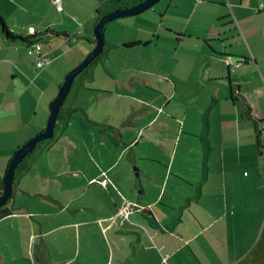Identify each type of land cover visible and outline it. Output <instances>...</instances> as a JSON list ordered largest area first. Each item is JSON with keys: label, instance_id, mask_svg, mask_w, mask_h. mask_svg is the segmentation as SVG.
<instances>
[{"label": "crops", "instance_id": "0c3cea01", "mask_svg": "<svg viewBox=\"0 0 264 264\" xmlns=\"http://www.w3.org/2000/svg\"><path fill=\"white\" fill-rule=\"evenodd\" d=\"M38 1L54 10L53 0H49L51 5L46 0ZM205 1H208L207 5H200ZM102 2L96 3L93 11L85 10L88 18L83 27L92 15H97L96 10ZM30 3L28 0H0V13L6 16L8 28L22 36L31 35V30L40 33L43 31L38 29L50 28L47 34L37 37L42 38L43 44L54 36H62L63 32L56 30L54 22H35ZM162 4L165 7L152 9L153 6L143 11L148 13L145 20L151 19L149 29L143 35L132 32L117 36L111 29L105 37L109 43L118 45L114 49L125 59L129 58V49L134 46H159L160 32L174 38L175 48L171 55H162L160 64L150 56L145 59L150 65L147 74L152 78L148 89L166 100L160 105L166 104L173 95L177 107L192 112H176L170 118H162L167 120L158 125L162 133L148 138V142L155 143V150L165 153L162 157L171 159V152H180L186 158L194 156L192 162L196 168L188 171L193 175L190 185L195 182L194 190L185 194L182 184L177 188L163 182L157 197L146 200L142 186L135 203L146 208L134 211L139 214L138 220L133 218L137 223H129L132 213L128 219L121 220L118 212L124 201L120 202L111 194L109 201H94L97 211L87 207L90 203L82 206V210L94 213L85 219L81 214L74 217L81 208L70 209L65 199L56 196H51L54 200L44 198L53 203L48 204L49 212L43 210L44 204L39 207L40 211L34 212L27 204L16 206L14 200L15 209L7 216L0 214V223L6 220L9 227L15 228L19 227L17 219L23 218L25 222L35 224L34 216L39 214L41 220L37 222L41 230L38 236L42 238L55 230L48 222V215L65 212L64 218L59 216L60 223L56 227L62 226L66 230L63 238L69 246L60 252L41 247V253L35 255L29 244L31 261L24 263L23 258L11 259L10 264H239L256 245L264 231V0H196L195 3L192 0H167ZM210 6L217 8L206 23L198 12L202 14ZM66 7L61 0L62 10ZM169 9L173 12L169 13ZM154 12L160 13V22L151 18ZM195 15H198L197 19ZM15 45L18 44L7 41L0 33V175L6 171L19 145L40 131L23 126L16 119L18 114L6 112L13 108L6 107L5 101L1 100L6 88L16 87L17 72L10 58H6L8 46ZM44 51L49 56L51 51ZM110 52L106 60L109 75L105 74L114 81L117 73L108 66L109 61L111 67L113 64ZM233 62L240 64L237 66ZM182 63L194 66L193 70L183 72ZM6 64H9L8 68ZM201 66H204V72L199 74ZM57 92L58 88L52 86V100ZM206 94L207 97H203ZM181 99L184 102L179 101ZM184 103L191 105L184 106ZM156 107L153 105V109ZM47 116L45 114V119ZM148 116L150 122L159 119L152 114ZM118 133L119 138L121 134ZM159 135V142L170 143V155L166 154L164 144L156 146ZM12 136L15 140L5 143ZM64 142L68 141L65 139ZM204 142L209 146L207 154ZM112 145L120 147L121 144ZM49 150H56V146ZM192 162L189 160L188 163ZM98 180L101 183L96 182L94 191L104 190L103 194L107 192L108 195L115 187L112 182L104 186L103 181ZM115 182L118 185V181ZM172 203H176L177 208ZM157 205L162 208L157 209ZM119 221L128 228L113 230ZM43 226L49 229H42ZM19 233L22 232L19 230ZM109 233L124 235L114 241ZM0 264H6L5 259H0Z\"/></svg>", "mask_w": 264, "mask_h": 264}, {"label": "rangeland", "instance_id": "374dc122", "mask_svg": "<svg viewBox=\"0 0 264 264\" xmlns=\"http://www.w3.org/2000/svg\"><path fill=\"white\" fill-rule=\"evenodd\" d=\"M28 1L31 2L30 7L36 23L42 21L43 23L54 22V25L57 26L56 30L63 33L62 36H54L50 41L42 43L43 51H51L50 56L54 62L41 68L31 63L34 58L28 54V48L25 45L18 44L11 46V48L8 46L6 58H10V63L17 72V81L15 88L5 89V95L1 100L5 101L6 107L13 108L7 109L6 112L18 114L19 119L18 116L16 119L20 120L23 126L39 130L46 125L45 122L48 116L45 119V114H49V104L52 100L51 87L54 86L57 90L67 72L77 65L95 46L94 22H97L99 17L98 15H92L86 26L83 27L88 18V15H85V10L93 11L96 3L99 4L105 0H76L75 2L64 0L67 7L62 10L61 6L55 4L56 7L54 6L53 11L47 9V5L38 0ZM46 1L48 5H51L49 0ZM166 1L159 0L152 9L165 7V4L162 3ZM195 2L196 0H192V3ZM207 4L208 1L200 3V5ZM210 7L202 11L204 16L201 12H198L199 17L206 23L214 16L217 8ZM161 11L163 13L165 8ZM172 12L173 10L169 9V13ZM147 15L148 13L141 12L138 15L112 20L105 27V35H109L111 29L117 36L132 32L143 35L148 31L151 21L150 18L145 20ZM194 17L197 19L198 15ZM151 18L160 22V13H152ZM168 18L173 19L172 17ZM8 25L11 26V23H8ZM45 29L46 27H43L38 31H44ZM160 34L159 46L152 45L149 48L145 45H133L134 47L129 49L131 51L128 59L119 56L121 54L118 50H111L113 64L111 67L109 61L108 66L117 73V78L114 81L105 74L100 66L95 67V79L85 87H79L82 77L77 76L74 81L75 86L72 89L71 96H69L73 99L74 106L86 110L92 120L116 126V130L121 134L119 136L120 147H115L101 138L95 127L89 131H84L75 120H71L70 125L63 132L61 142L57 143L56 150L44 149L38 162L32 165L23 176L15 180L17 189L13 199L16 206L27 204L32 211L38 212L40 211L39 207L44 204L43 210L49 212L50 206L48 204L53 203H49L47 199H44L46 198L44 195L48 194L65 199L70 209L81 208L76 211L74 217L78 218L81 214V218L85 219L94 213L93 211L90 213V211L82 210V206L90 203L91 205L87 207L97 211L98 208L94 201L102 200L105 202L110 194L111 196L115 195L114 197L120 202L124 200L134 201L135 206L143 211L146 206L135 203L139 198L138 193L141 191L142 186L145 189L146 200H153L157 197L163 182L174 184L177 188L182 184L184 193L194 190L195 182L192 186L190 185L193 182L191 181L193 175L188 173V171L196 168L192 162L195 160L194 156L186 158L185 155L181 156L180 152L177 154L172 153L171 145H168L170 143L159 142V135L156 146L164 144L163 146L167 149L166 154L170 155L171 152L172 155L171 159L162 157L165 153L162 154V150L161 152L155 150V143L148 142V138H154V136L162 133L158 130V125L162 121H167L162 118H170L176 112L181 114L192 112L191 109L187 111L185 107H177L175 104L177 101H175L173 95L169 97L166 104L160 105L161 101L165 102L166 100H163L160 94L148 89L152 78L147 74L150 65L147 64L145 59L150 56L156 60L157 64H160L163 60L162 55H171L172 50L175 48L174 38L167 36L164 32H160ZM119 50L122 51V49ZM6 66L8 68L9 64H6ZM182 66L183 72L193 70L194 67L184 63H182ZM198 72L202 74L204 66H201ZM151 97L153 98L151 99ZM203 97H207V94ZM179 101H182V99ZM153 105L157 107L153 109ZM190 105L184 103V106L190 107ZM148 114L158 116L159 119L150 122ZM144 122L146 124L150 123V125L147 126ZM60 126L61 124L58 125L57 132H60ZM65 139L68 142H64ZM14 140L15 136H12L6 139L5 143ZM131 140L134 141L129 145ZM123 145L125 146L124 149H122ZM158 153H161V155L159 156ZM189 160L192 162L191 164L188 163ZM110 164H114L113 167H110ZM98 172L101 173L97 175ZM98 179L103 181L104 186L108 182L115 184V187L108 191V195L107 192L103 194L104 190L94 191L96 182H99ZM115 181H118V185ZM89 185L92 186L89 188ZM178 191L180 190L178 189ZM27 192L32 195H28ZM71 200H74L75 203H72ZM172 204L176 206L174 208H177L176 203ZM161 208L160 205H157V209ZM163 209L165 211L169 210V213L172 212L170 209L164 207ZM64 213L62 215L59 213L48 215V222H51V226H54L55 230L49 236L42 238L38 236L41 230L38 223L41 220L39 214L34 216L35 224L25 222L23 218L17 219L19 227L15 228L9 227L6 220L2 221L0 223L1 261L5 259L6 264H10L11 259L18 261L23 258L24 263H29L32 259L28 250L29 244L35 255L41 253V247L50 249L52 252H60L62 249L67 250L69 242L63 238L66 230L62 226L56 227L60 223L59 216L64 218ZM137 215L139 214L132 211L129 223H137ZM119 217L122 220V216ZM125 228H128L127 225L120 222L114 226L113 230ZM42 229L48 230L49 227L43 226ZM91 229H93V226ZM19 230L22 233H19ZM123 235L117 233L110 236L112 240L116 241L118 236ZM124 239L126 240L125 237ZM41 243L44 246L40 245ZM96 264H99V262Z\"/></svg>", "mask_w": 264, "mask_h": 264}, {"label": "trees", "instance_id": "16d2710c", "mask_svg": "<svg viewBox=\"0 0 264 264\" xmlns=\"http://www.w3.org/2000/svg\"><path fill=\"white\" fill-rule=\"evenodd\" d=\"M141 0H107L103 1L98 10H96L98 17H100L102 14L114 10L116 8H122L125 6H130L133 5ZM50 31V28L46 29L43 32H35L31 33L29 36H22L19 34H16L12 32L5 21V18L3 15L0 13V33L2 36L10 42H15L17 44H22L26 45V47H30L33 44H40L41 45V50L44 54L48 56L47 53L43 51V46H42V38H37L40 35L47 34ZM47 42V41H46ZM134 44H126V46H132ZM118 45L114 43H109L106 41V45L104 47L103 52H101L78 76L82 77V80L80 82V88L85 87L87 84L91 83L95 79V67L100 66L105 73H109L108 69L106 68V60L109 56V52L117 48ZM50 56V53H49ZM48 56V57H49ZM50 62L52 59L49 57ZM33 65H36L35 61L32 60ZM49 62V63H50ZM47 63V64H49ZM46 65V64H44ZM43 65V66H44ZM42 66V67H43ZM41 68V67H39ZM109 75V74H108ZM75 86L73 83V86L65 99V101L62 103L61 108L59 110V114L57 117V121L55 124V129H54V135L53 137L46 139L44 141H40L37 143L36 147L26 155V157L23 159V161L19 164L18 168L16 169L15 173V180L22 176L24 173H26L29 168L34 165L36 162L39 160V156L42 155V152H44V149H52L54 146L57 145L58 142H61L62 140V135L64 134V130L68 128L70 125L71 120H75L79 127L84 130V131H89L93 127H95L99 133V135L104 138L107 142L110 144L114 145H119L120 141L118 138V130H116L115 126L113 125H108V124H103L98 121L92 120L89 117V114L87 113L86 110H84L82 107L74 106V101L71 96L72 94V89ZM78 87V90L80 89ZM78 93V92H77ZM76 93V94H77ZM75 94V96H76ZM61 124L60 126V132H57L58 125ZM44 128L42 127L39 129L40 131L43 130ZM204 150H206L207 154V149L209 148L208 143L204 142L203 143ZM17 183L14 181V191L12 194L11 199L4 205L0 207V214L2 216H7L13 212L15 207L12 205V201H14V196L16 193L17 189ZM3 188V175H0V192ZM199 188V187H198ZM46 198H50L51 200H54L50 195H44ZM48 198V199H49ZM8 203H11V206H8ZM180 211V210H179ZM177 219L179 217L177 216ZM239 264H264V231H262L256 245L253 247V249L248 253L240 262Z\"/></svg>", "mask_w": 264, "mask_h": 264}, {"label": "water", "instance_id": "95a60500", "mask_svg": "<svg viewBox=\"0 0 264 264\" xmlns=\"http://www.w3.org/2000/svg\"><path fill=\"white\" fill-rule=\"evenodd\" d=\"M159 0H141L133 5L116 8L102 14L94 26L95 46L93 49L64 77L63 82L58 87V92L49 104V114L43 130L21 144L10 159L6 171L3 174V188L0 192V207L4 206L12 197L14 191L15 173L19 164L30 153L38 142L53 137L55 124L62 103L67 98L76 77L104 50L106 45L105 27L117 18L137 15L151 7Z\"/></svg>", "mask_w": 264, "mask_h": 264}, {"label": "built area", "instance_id": "2783aa9c", "mask_svg": "<svg viewBox=\"0 0 264 264\" xmlns=\"http://www.w3.org/2000/svg\"><path fill=\"white\" fill-rule=\"evenodd\" d=\"M197 1H202V0H197ZM53 2L54 4L61 6V0H53ZM31 32H34V31L31 30ZM27 51L29 55L33 56L34 58L33 60L35 61L37 67H42L44 64H47L50 62L49 57L42 52L41 45L38 43L33 44L30 47H28ZM229 63H232V61H230ZM233 63H235L237 66L240 64V62H233ZM138 209L139 208L135 206L133 202L124 200L119 210V216H122V220H126L128 219L129 215L132 213V211H135Z\"/></svg>", "mask_w": 264, "mask_h": 264}, {"label": "clouds", "instance_id": "9594fccd", "mask_svg": "<svg viewBox=\"0 0 264 264\" xmlns=\"http://www.w3.org/2000/svg\"><path fill=\"white\" fill-rule=\"evenodd\" d=\"M32 33H34V32H32Z\"/></svg>", "mask_w": 264, "mask_h": 264}]
</instances>
